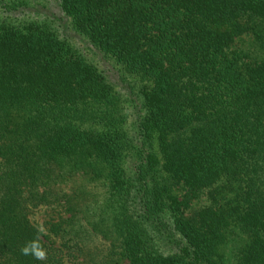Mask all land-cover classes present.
<instances>
[{
  "label": "trees",
  "instance_id": "trees-1",
  "mask_svg": "<svg viewBox=\"0 0 264 264\" xmlns=\"http://www.w3.org/2000/svg\"><path fill=\"white\" fill-rule=\"evenodd\" d=\"M54 1L0 0V264H264V0Z\"/></svg>",
  "mask_w": 264,
  "mask_h": 264
},
{
  "label": "rangeland",
  "instance_id": "rangeland-1",
  "mask_svg": "<svg viewBox=\"0 0 264 264\" xmlns=\"http://www.w3.org/2000/svg\"><path fill=\"white\" fill-rule=\"evenodd\" d=\"M40 10L43 13H46V14H50V13L59 14L60 13L58 7H56V2L54 0H50V2L47 4L46 7L45 6L42 7V8L40 7ZM248 35L249 34H241V35L237 36L236 38H234L233 42H232V46H237L239 48L240 47L241 48H248V49L251 48L252 45L250 44V38H249ZM73 41H74L75 44H77L80 47V50L82 52H84V54L86 56H88L89 58H91L92 60H94L96 62H99V58L97 56L93 55V51L91 49H89L82 40H80L79 38L74 36ZM76 178H78V177H76ZM205 202H206V196L203 193L202 195H200L198 197V199L196 201L194 200V206L193 207L199 206V205H201V204H203ZM29 217L34 222H36L38 224H41L43 219L46 218V215H45V211H43V208L39 207V208H35L29 214ZM92 220L93 219L88 215L87 222H85L84 225L86 227H88L89 223L92 222ZM90 244L92 246H96V245L98 246V245H102L103 241L100 240L99 238H95V239L92 238L91 241H90Z\"/></svg>",
  "mask_w": 264,
  "mask_h": 264
},
{
  "label": "clouds",
  "instance_id": "clouds-1",
  "mask_svg": "<svg viewBox=\"0 0 264 264\" xmlns=\"http://www.w3.org/2000/svg\"><path fill=\"white\" fill-rule=\"evenodd\" d=\"M37 232L46 234L43 223L37 226ZM20 253L23 256H31L34 260L43 261L47 259V251L40 242L39 236L27 241L21 248Z\"/></svg>",
  "mask_w": 264,
  "mask_h": 264
}]
</instances>
